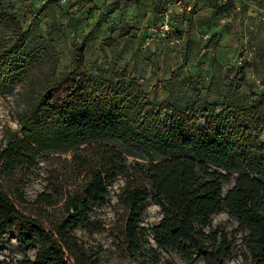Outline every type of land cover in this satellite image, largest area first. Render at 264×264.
<instances>
[{"label":"trees","instance_id":"1","mask_svg":"<svg viewBox=\"0 0 264 264\" xmlns=\"http://www.w3.org/2000/svg\"><path fill=\"white\" fill-rule=\"evenodd\" d=\"M73 47L72 63L82 70L26 87L19 134L0 153V244L14 232L21 243L39 245L19 264H99L73 229H102L91 206L102 204L107 186L121 176L130 251L148 243L139 222L152 201L161 212L150 227L156 248H146L152 264H178L160 260L157 250L175 251L189 264H225L235 241L211 223L221 211L235 220L232 234L252 264H264V110L218 103L182 112L158 107L133 79L92 76L83 68V46ZM29 60L0 38V91L26 73ZM164 109L171 112L169 126L161 120ZM47 153H68L64 161L73 164L75 177L69 183L55 175L52 190L33 201L41 209L61 202L56 222L31 212L23 193L9 184L17 167Z\"/></svg>","mask_w":264,"mask_h":264},{"label":"rangeland","instance_id":"2","mask_svg":"<svg viewBox=\"0 0 264 264\" xmlns=\"http://www.w3.org/2000/svg\"><path fill=\"white\" fill-rule=\"evenodd\" d=\"M0 16L2 45L30 57L26 73L0 91V153L19 134L26 87L82 70L72 63L74 42L83 46V68L92 76L133 79L155 106L182 112L218 103L264 110V0H0ZM251 18L257 19L253 25ZM170 117L164 109L166 126ZM64 157L68 153L40 154L9 177L11 189L20 190L29 202L28 209L53 222L63 213L61 202L41 209L33 201L39 192L52 190L55 175L69 183L75 179L73 164ZM124 186V177L115 178L103 203L91 206V217L103 226L100 231L77 227L73 232L99 264H152L154 256L146 248H156L150 227L161 218L159 206L150 201L140 218L148 243H142L141 251H130L120 200ZM211 223L235 241L225 264H252L232 234L235 220L221 211L211 216ZM38 248L21 243L12 232L0 244V264H19ZM157 252L160 260L189 264L175 251Z\"/></svg>","mask_w":264,"mask_h":264},{"label":"crops","instance_id":"3","mask_svg":"<svg viewBox=\"0 0 264 264\" xmlns=\"http://www.w3.org/2000/svg\"><path fill=\"white\" fill-rule=\"evenodd\" d=\"M258 5H260V4H258V3H254V6L257 8V6ZM263 8V7H262ZM263 20H264V18H263ZM245 21H248L247 19L245 20ZM257 22V19L256 18H251L250 19V22H249V24L251 23H256ZM253 25V24H252Z\"/></svg>","mask_w":264,"mask_h":264}]
</instances>
